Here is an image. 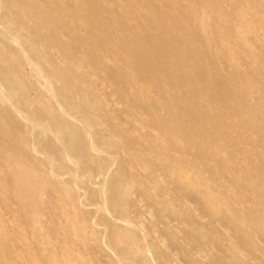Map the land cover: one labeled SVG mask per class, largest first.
<instances>
[{
	"label": "bare ground",
	"instance_id": "bare-ground-1",
	"mask_svg": "<svg viewBox=\"0 0 264 264\" xmlns=\"http://www.w3.org/2000/svg\"><path fill=\"white\" fill-rule=\"evenodd\" d=\"M0 264H264V0H0Z\"/></svg>",
	"mask_w": 264,
	"mask_h": 264
}]
</instances>
